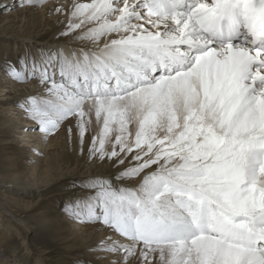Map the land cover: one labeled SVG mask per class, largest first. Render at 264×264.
<instances>
[{"label": "snow or ice", "instance_id": "snow-or-ice-1", "mask_svg": "<svg viewBox=\"0 0 264 264\" xmlns=\"http://www.w3.org/2000/svg\"><path fill=\"white\" fill-rule=\"evenodd\" d=\"M51 11L80 47L6 63L21 82L30 64L45 89L19 105L26 130L63 126L82 145L93 117L101 125L89 157L121 170L85 178L65 207L104 229L97 251L119 254L111 264H264V0Z\"/></svg>", "mask_w": 264, "mask_h": 264}, {"label": "rangeland", "instance_id": "rangeland-1", "mask_svg": "<svg viewBox=\"0 0 264 264\" xmlns=\"http://www.w3.org/2000/svg\"><path fill=\"white\" fill-rule=\"evenodd\" d=\"M64 1L66 0H57V4H66L67 2ZM3 2L11 9L0 10V54L4 56H2L4 59L0 60V76L3 80L24 84V81L13 78L6 62L10 61L19 67L20 58L27 59L28 53L39 56L41 52L60 49L65 52L64 47L68 44L80 45L73 41L71 36L60 34L65 29V25L60 22L65 20V16L60 13L53 14L51 0H41L39 3L36 2L35 6L28 5L26 0L23 5L22 0H3ZM25 8H30L27 14H23ZM17 13H21V17H13L17 16ZM73 48L78 49V47ZM23 70L29 74L27 84L39 80L38 75L35 79L31 78L30 64ZM57 77L58 81V69ZM3 80L0 82V90L3 89ZM2 93L3 91H0V188L5 185L13 187L14 189H11L15 190L14 193L11 191L8 193L14 195L19 203H7V200H3V196H0V210L4 218V228L3 223H0V264H36L40 256H44L46 260L43 264H107L94 256L98 242H93L88 247L85 242L75 239V234L70 230L66 218L71 215L65 210L66 204L76 197L85 195L81 188V182L85 178L115 176L121 170L114 160L101 161L89 157L91 137L99 131L101 125L97 124L93 117L89 135L85 137L82 145L75 136L64 147L60 148V145H56L46 148L49 137L57 134L55 133L44 135L48 138L38 146L35 145V140L29 139L26 129H19L29 119L19 106L23 100L18 103V108L23 114L17 113V110H11L9 104H5L7 102ZM61 129L58 132H61ZM132 129L135 131L134 125ZM108 148L110 150L111 145H108ZM54 156L59 157L57 174L63 173L68 175L67 178L58 180L61 179L59 177L55 180L57 182L54 181L40 189L17 188L16 185L7 183L6 177L16 173L29 175L28 173L33 172L39 164L37 170H44L47 161L49 162ZM53 191L58 193L52 197ZM6 207L13 210L18 218L25 220L31 230L16 225L18 222L10 218Z\"/></svg>", "mask_w": 264, "mask_h": 264}, {"label": "bare ground", "instance_id": "bare-ground-1", "mask_svg": "<svg viewBox=\"0 0 264 264\" xmlns=\"http://www.w3.org/2000/svg\"><path fill=\"white\" fill-rule=\"evenodd\" d=\"M40 1L41 0H37V3H39ZM64 2L65 3L67 2L66 4H71L72 0H66ZM80 2H90V0H80ZM51 3H52L51 6H53V5H57L58 2H57V0H55V1L51 0ZM29 9L25 8L24 9L25 11L23 12V14L24 13L27 14V12H29ZM20 14L21 13H17V16H13V17H17V18L21 17ZM53 14H56V12H54ZM13 19L16 20V18H13ZM25 41H28V40H25ZM73 47L79 48L80 45H73V44L69 45L68 44L64 47L65 52L70 54L72 52V50L74 49ZM2 56L3 55L0 54V60L4 59V58H2ZM1 77L2 76H0V82L3 80ZM3 82H4V85H2L3 89L0 91H3L2 94L5 96L4 100H6V102H7L5 104H9V109L11 108V110H17L18 112L17 111L16 112L21 113V114H23L22 113L23 111L20 108H18V103L20 101L24 100L28 96L37 95V94L43 93L45 91L44 86L42 84H40L39 80H37L36 82L28 83V84H27V81L26 82L24 81V84H18V83H14L13 81H9L6 79H4ZM3 124H5V122ZM34 127H35V125L33 124V121L30 119H27L26 122L19 129L25 130V129H31ZM25 132L27 133V136L29 137V139L35 140V145H38V146H41L42 141H44V139L48 138V136H44L46 134H44L43 132L37 131V130H25ZM75 136H76L75 134L69 135L68 132L66 131V128L62 127L61 132H57V134L54 135L53 137H49L48 143H46V148L54 147L56 145H60V148L64 147L67 145V143L71 142L72 139L75 138ZM27 143L31 144V142H27ZM57 158H59V157L58 156L51 157V160L49 162L47 161V163H46L47 164L46 168L42 171L37 170V168L40 166V164H39V165H37V168L33 170V172L28 173L29 175H26L23 173L12 174L11 176L6 177V179L8 181L7 183H9V185H16L17 188L27 187V188H31V189H40V188H44V187L52 184L59 177H61V179H58V180H62L64 178H67L68 175H64L63 173L57 174V172H56V167L58 165L57 164ZM41 163H44V162H41ZM55 182H57V181H55ZM11 188H13V187H10L7 185L2 186V188H0V196L2 195L3 200L4 199L7 200V203H10V204L12 202L19 203L18 199L14 195L8 193L9 191L14 193L15 190L12 191ZM57 193L58 192L53 191L51 196L52 197L56 196ZM6 210L9 212L10 218H14V220L18 222V223H16V225H20L22 227L24 226V228L28 229V231L31 230V228H29V225L26 224V221L23 220L22 218H18L14 214L13 210L8 209L7 207H6ZM1 212H2V210H0V223H3L4 218L2 216L3 213H1ZM66 218L68 219L67 221H69L68 223H69V226L71 228L70 230L75 234V239H79V240L85 242L88 247H89V244H91L93 242L99 243L104 238L105 231L102 227H100L94 223H85V222L78 221L71 216H68ZM2 226L4 228V223L2 224ZM7 226L8 227L10 226L9 223H7ZM28 251L31 252V250H29V249H28ZM94 256L99 261L105 262L107 264L110 263L111 261L117 260L119 258V254L103 253V252H99L97 250L94 251ZM45 261L46 260H45L44 256H40L36 260V264H43V262H45Z\"/></svg>", "mask_w": 264, "mask_h": 264}]
</instances>
